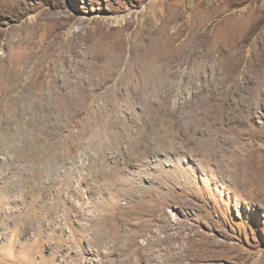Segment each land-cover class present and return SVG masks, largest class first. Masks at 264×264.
Returning <instances> with one entry per match:
<instances>
[{"label": "rangeland", "instance_id": "374dc122", "mask_svg": "<svg viewBox=\"0 0 264 264\" xmlns=\"http://www.w3.org/2000/svg\"><path fill=\"white\" fill-rule=\"evenodd\" d=\"M0 264H264V0H0Z\"/></svg>", "mask_w": 264, "mask_h": 264}]
</instances>
